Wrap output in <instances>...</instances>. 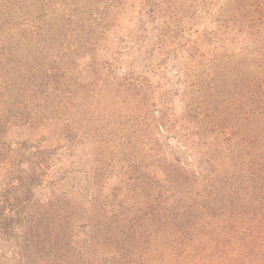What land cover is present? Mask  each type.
I'll list each match as a JSON object with an SVG mask.
<instances>
[{"label": "trees", "instance_id": "obj_1", "mask_svg": "<svg viewBox=\"0 0 264 264\" xmlns=\"http://www.w3.org/2000/svg\"><path fill=\"white\" fill-rule=\"evenodd\" d=\"M235 124L264 130V0H0V264L161 261L127 219L184 230Z\"/></svg>", "mask_w": 264, "mask_h": 264}, {"label": "rangeland", "instance_id": "obj_2", "mask_svg": "<svg viewBox=\"0 0 264 264\" xmlns=\"http://www.w3.org/2000/svg\"><path fill=\"white\" fill-rule=\"evenodd\" d=\"M237 125L241 145L228 156L218 155V195L201 212L179 219L187 225L184 230L165 224L175 219H127L157 223L158 240L151 257L163 259L151 264H264V204L256 200L264 195V163L259 164L264 158V133L257 135L264 130Z\"/></svg>", "mask_w": 264, "mask_h": 264}]
</instances>
